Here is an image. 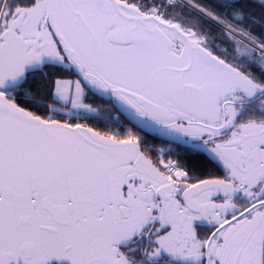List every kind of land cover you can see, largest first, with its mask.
<instances>
[{
    "label": "snow or ice",
    "instance_id": "1",
    "mask_svg": "<svg viewBox=\"0 0 264 264\" xmlns=\"http://www.w3.org/2000/svg\"><path fill=\"white\" fill-rule=\"evenodd\" d=\"M64 261L264 264V0H0V264Z\"/></svg>",
    "mask_w": 264,
    "mask_h": 264
},
{
    "label": "trees",
    "instance_id": "2",
    "mask_svg": "<svg viewBox=\"0 0 264 264\" xmlns=\"http://www.w3.org/2000/svg\"><path fill=\"white\" fill-rule=\"evenodd\" d=\"M100 126L103 127V124L101 123ZM147 139H148V141H149L150 143H153V144H155V145H161V143H162L160 140L155 139V138H153V137L150 136V135L147 137Z\"/></svg>",
    "mask_w": 264,
    "mask_h": 264
},
{
    "label": "flooded vegetation",
    "instance_id": "3",
    "mask_svg": "<svg viewBox=\"0 0 264 264\" xmlns=\"http://www.w3.org/2000/svg\"><path fill=\"white\" fill-rule=\"evenodd\" d=\"M62 264H68V263H66V262H62Z\"/></svg>",
    "mask_w": 264,
    "mask_h": 264
},
{
    "label": "rangeland",
    "instance_id": "4",
    "mask_svg": "<svg viewBox=\"0 0 264 264\" xmlns=\"http://www.w3.org/2000/svg\"><path fill=\"white\" fill-rule=\"evenodd\" d=\"M64 262L68 263L67 261H64Z\"/></svg>",
    "mask_w": 264,
    "mask_h": 264
}]
</instances>
